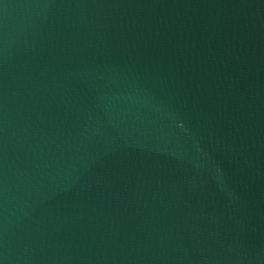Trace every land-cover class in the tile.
I'll return each mask as SVG.
<instances>
[{
	"label": "water",
	"instance_id": "95a60500",
	"mask_svg": "<svg viewBox=\"0 0 264 264\" xmlns=\"http://www.w3.org/2000/svg\"><path fill=\"white\" fill-rule=\"evenodd\" d=\"M0 264H264V0H0Z\"/></svg>",
	"mask_w": 264,
	"mask_h": 264
}]
</instances>
